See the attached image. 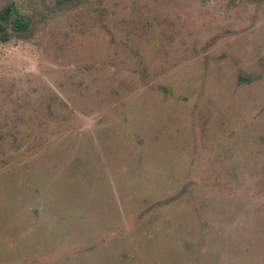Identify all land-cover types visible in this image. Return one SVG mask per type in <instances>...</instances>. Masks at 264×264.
I'll list each match as a JSON object with an SVG mask.
<instances>
[{"label":"rangeland","instance_id":"obj_1","mask_svg":"<svg viewBox=\"0 0 264 264\" xmlns=\"http://www.w3.org/2000/svg\"><path fill=\"white\" fill-rule=\"evenodd\" d=\"M10 2L0 264H264V0Z\"/></svg>","mask_w":264,"mask_h":264},{"label":"trees","instance_id":"obj_2","mask_svg":"<svg viewBox=\"0 0 264 264\" xmlns=\"http://www.w3.org/2000/svg\"><path fill=\"white\" fill-rule=\"evenodd\" d=\"M76 0H56L58 4L71 3ZM207 2L209 0H202ZM31 19L21 14L13 2L0 9V42H7L12 37L27 32L31 27ZM242 80L241 76L238 81Z\"/></svg>","mask_w":264,"mask_h":264}]
</instances>
